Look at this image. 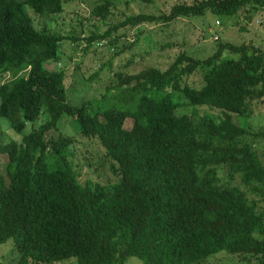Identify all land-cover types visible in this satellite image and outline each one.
Listing matches in <instances>:
<instances>
[{
    "label": "trees",
    "instance_id": "1",
    "mask_svg": "<svg viewBox=\"0 0 264 264\" xmlns=\"http://www.w3.org/2000/svg\"><path fill=\"white\" fill-rule=\"evenodd\" d=\"M97 1L91 14L104 20L114 2ZM246 7L264 12V0H178L81 37L31 15L51 20L63 0H0V118L21 135L0 141V248L9 245L15 264H200L218 254L264 264V129L246 122L264 99L261 44L215 34L211 53L184 49L164 68L118 72L105 93L78 103L58 65L65 39L114 50L119 26ZM196 72L199 86L189 82Z\"/></svg>",
    "mask_w": 264,
    "mask_h": 264
},
{
    "label": "rangeland",
    "instance_id": "2",
    "mask_svg": "<svg viewBox=\"0 0 264 264\" xmlns=\"http://www.w3.org/2000/svg\"><path fill=\"white\" fill-rule=\"evenodd\" d=\"M111 1L114 2L110 6L111 13L104 20H99L91 14L92 9L98 3L97 0H63V10L53 15L51 20L38 19L34 13L31 15L40 27L67 35L85 37L90 34L89 31L94 29L95 24L99 27L98 31H101L123 21L127 15L160 14L168 11L171 5L178 0H153L149 3ZM25 7L28 12L32 11L30 6L25 5ZM247 9L249 8H241L231 16L207 10L201 15L178 17L168 23L144 22L139 26H119L114 32V35L119 37L114 50L105 45V41L95 42L93 46L88 47L83 38L73 42L65 39L61 42L62 62L58 65L65 70L66 98L78 103L83 98L101 95L105 93L109 84L117 81L116 73H135L147 66L164 68L177 53L184 49L190 53L198 51L199 55L205 56L216 49L215 44L219 40L235 44L252 41L256 45L261 44L260 46L264 48V12L258 10L255 13L253 11L249 13ZM82 21L83 24L80 25ZM71 25H74V28ZM215 34L220 38L218 41L214 39ZM116 50L120 52L115 53ZM46 65L52 68L56 63L50 61ZM96 71L97 75L93 76ZM189 82L199 86L202 83L200 74L198 72L192 74ZM201 106L207 109L208 105ZM191 110V107H183L178 109V112L190 113ZM211 111L216 110L211 109ZM234 119L237 122H244L243 118L234 117ZM40 121L41 119L37 121V124ZM246 122L254 130L264 129V99L256 105L254 113L246 119ZM30 129L31 126L28 124L22 133ZM20 138L21 135L11 131L6 121L0 118V141L6 142L8 139L19 140ZM83 143H88L85 138H81L78 144L81 150L86 149ZM5 159L0 155L1 163ZM82 171H85V167ZM85 178L86 174H83L81 180ZM94 179L96 177H93ZM242 187L250 197L259 198L247 186L242 185ZM259 206L264 208V202H260ZM9 248L7 244L0 248V264H15L16 255L14 252L11 253ZM232 258V256L218 254L215 259L210 257L200 264H230L234 261ZM74 259L64 260L61 264H77ZM124 264L143 263L138 258L130 257Z\"/></svg>",
    "mask_w": 264,
    "mask_h": 264
},
{
    "label": "built area",
    "instance_id": "3",
    "mask_svg": "<svg viewBox=\"0 0 264 264\" xmlns=\"http://www.w3.org/2000/svg\"><path fill=\"white\" fill-rule=\"evenodd\" d=\"M216 24H218V21H216Z\"/></svg>",
    "mask_w": 264,
    "mask_h": 264
},
{
    "label": "clouds",
    "instance_id": "4",
    "mask_svg": "<svg viewBox=\"0 0 264 264\" xmlns=\"http://www.w3.org/2000/svg\"><path fill=\"white\" fill-rule=\"evenodd\" d=\"M217 21V20H216ZM219 23V22H218ZM215 37V36H214Z\"/></svg>",
    "mask_w": 264,
    "mask_h": 264
}]
</instances>
